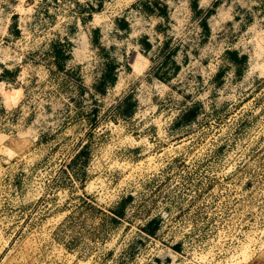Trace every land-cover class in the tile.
Here are the masks:
<instances>
[{"label": "rangeland", "instance_id": "374dc122", "mask_svg": "<svg viewBox=\"0 0 264 264\" xmlns=\"http://www.w3.org/2000/svg\"><path fill=\"white\" fill-rule=\"evenodd\" d=\"M0 264H264V0H0Z\"/></svg>", "mask_w": 264, "mask_h": 264}]
</instances>
